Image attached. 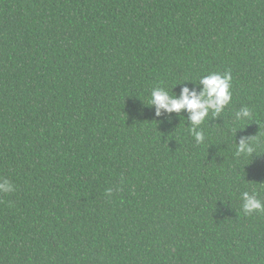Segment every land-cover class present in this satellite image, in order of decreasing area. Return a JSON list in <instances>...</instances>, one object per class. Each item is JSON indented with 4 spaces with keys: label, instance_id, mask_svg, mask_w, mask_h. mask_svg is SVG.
<instances>
[{
    "label": "trees",
    "instance_id": "trees-1",
    "mask_svg": "<svg viewBox=\"0 0 264 264\" xmlns=\"http://www.w3.org/2000/svg\"><path fill=\"white\" fill-rule=\"evenodd\" d=\"M0 264H264V0H0Z\"/></svg>",
    "mask_w": 264,
    "mask_h": 264
}]
</instances>
